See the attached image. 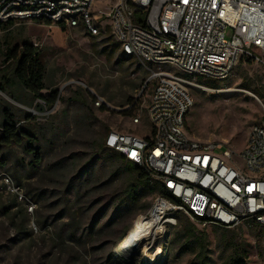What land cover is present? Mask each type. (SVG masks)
Returning <instances> with one entry per match:
<instances>
[{
    "label": "rangeland",
    "instance_id": "obj_1",
    "mask_svg": "<svg viewBox=\"0 0 264 264\" xmlns=\"http://www.w3.org/2000/svg\"><path fill=\"white\" fill-rule=\"evenodd\" d=\"M107 3L94 0L93 7L98 10ZM106 28L90 35L81 26L62 30L57 24L35 20L0 27V65L6 47L20 46L27 40L40 50L46 83L58 92L54 104L44 105L43 110L34 108L39 100L28 107L0 92L1 100L29 111L44 128L39 142L42 163L36 171L28 168V156L19 146L4 158L5 166L0 163V264H189L196 251L183 249L178 231L189 222L195 225L196 235L205 232L208 264H220L237 254L244 255L247 264H264V232L257 236L251 228L253 222L229 228L201 226L189 218L179 219L177 212L166 215L173 216L175 222H158L146 250H118L134 221L150 211L156 195L145 194L136 211L122 213L115 208V199L131 180L129 175L120 172L116 179L108 180L111 168L101 172L94 168L86 182L82 168L92 166L91 144L102 139L106 131L149 134L147 106L155 80L145 86L149 71L135 58L121 63L124 56L119 49L107 54L115 39ZM105 36L109 41L102 43ZM107 43L109 48L102 52ZM185 77L197 84L214 82L218 86L214 90L188 87L193 104L186 114V132L200 140L224 141L232 149H240L250 127L263 115V67L242 59L221 80L192 74ZM96 96L102 98L106 109L94 105ZM130 97L137 100L131 116L123 110ZM82 112L85 120H75ZM133 116H138V123L132 121ZM14 211L18 213L11 220L9 214ZM69 214L74 216L75 229L70 227Z\"/></svg>",
    "mask_w": 264,
    "mask_h": 264
},
{
    "label": "built area",
    "instance_id": "obj_2",
    "mask_svg": "<svg viewBox=\"0 0 264 264\" xmlns=\"http://www.w3.org/2000/svg\"><path fill=\"white\" fill-rule=\"evenodd\" d=\"M107 1L95 10L94 0H0V24L48 20L81 26L90 35L109 26L121 55L149 71L145 86L155 80L147 106L149 134L110 130L104 140L167 192L156 196L146 215L163 203L159 221L175 222L166 215L177 212L201 226L229 228L248 221L264 228V111L240 149L185 130L193 104L188 87L216 89L185 75L221 80L242 59L264 69V0ZM102 102L95 97L94 105ZM4 180L9 182L7 175Z\"/></svg>",
    "mask_w": 264,
    "mask_h": 264
},
{
    "label": "trees",
    "instance_id": "obj_3",
    "mask_svg": "<svg viewBox=\"0 0 264 264\" xmlns=\"http://www.w3.org/2000/svg\"><path fill=\"white\" fill-rule=\"evenodd\" d=\"M35 21L39 22L41 20L36 19ZM13 22L15 21L10 20L1 23L0 27L7 29ZM43 23L47 25L51 24L48 20H43ZM57 26L62 30L66 28L62 24H57ZM106 27L107 33L110 31V27ZM109 38L105 36L102 39V43L108 42ZM108 48L109 43L104 46L102 52H105ZM117 49H119V44L115 41L112 43L109 51H107V54H112ZM3 55L4 58L0 65V92L28 107L33 106L34 102L39 100L40 103L34 105V108L37 110H43L44 105L51 107L58 98V92L56 88H52L50 83H46V67L38 47L26 40L20 46L17 45L12 48L6 47ZM126 60L129 59L126 57L120 58L121 63ZM208 86L213 88L218 87L214 82L208 84ZM42 90H49V93L48 91L47 93H42ZM126 103L130 106L129 108L123 109L124 113L131 116L133 115L132 109L136 108L137 100L136 98L130 97L126 99ZM98 109L104 110L106 108L104 104H100ZM84 117L85 112L78 113L75 120L84 121ZM20 121H23L24 124L20 125ZM43 129V126L36 121L35 115L0 99L1 165L5 166L4 158L9 153H12L15 146H19L25 155L28 156V168L31 171H36L42 163V150L39 142L40 135H43ZM107 132L104 133L102 139L97 143L91 144L89 155L92 159V166L82 168V171L86 174L85 181H88L90 178L89 175L93 176L92 169L94 170V168L100 172L107 167L108 169L111 168L108 170V180L116 179L120 172L127 173L131 180L127 181L124 188L119 190L115 199V208L122 211V213L127 210L136 211L138 203L145 194L168 196L161 184L153 181L142 168L105 146L104 140ZM108 150H111V152L108 153ZM95 162L98 163L94 164ZM17 182H19L18 179ZM12 202L14 203L15 201ZM17 213V211L11 212L9 219L13 220ZM19 213H22V211L19 210ZM177 216H180L179 219H181V216L186 219L188 218L180 213ZM69 220L73 222V226L71 225L70 227L75 229L76 224L73 221V214H69ZM19 228L24 229L22 226H19ZM251 228L254 229L257 236H261L264 232V228L255 223H251ZM195 229V225L190 222L179 228V234L183 238V249L192 252L196 251L195 259L191 260L189 264H208L205 232L201 231L199 235H196ZM220 264H247V261L244 255L237 254L227 258Z\"/></svg>",
    "mask_w": 264,
    "mask_h": 264
},
{
    "label": "bare ground",
    "instance_id": "obj_4",
    "mask_svg": "<svg viewBox=\"0 0 264 264\" xmlns=\"http://www.w3.org/2000/svg\"><path fill=\"white\" fill-rule=\"evenodd\" d=\"M165 208V204L157 203L150 215L136 219L124 239L119 243L118 250L122 253L139 248L146 250L153 242L160 214Z\"/></svg>",
    "mask_w": 264,
    "mask_h": 264
},
{
    "label": "crops",
    "instance_id": "obj_5",
    "mask_svg": "<svg viewBox=\"0 0 264 264\" xmlns=\"http://www.w3.org/2000/svg\"><path fill=\"white\" fill-rule=\"evenodd\" d=\"M47 91V90H46Z\"/></svg>",
    "mask_w": 264,
    "mask_h": 264
}]
</instances>
